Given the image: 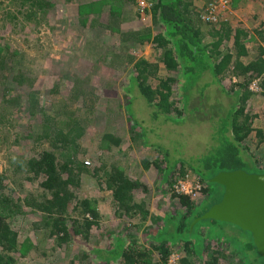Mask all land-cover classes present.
Here are the masks:
<instances>
[{
	"label": "trees",
	"instance_id": "trees-1",
	"mask_svg": "<svg viewBox=\"0 0 264 264\" xmlns=\"http://www.w3.org/2000/svg\"><path fill=\"white\" fill-rule=\"evenodd\" d=\"M110 1L108 6L101 0L81 3L77 12L82 25L96 27L100 32H117V45L103 44L95 36L85 40L74 34L59 36L63 39L60 44L66 42L69 48L64 51V47H58L55 51L66 53L68 61L61 65L63 69L59 68L54 79L40 82L44 74H36V70L41 66L33 57L28 58L29 51L36 48L31 36L22 44L26 49L21 44L20 48H14L8 41H0V158L5 159L8 167L0 168V264H46L43 260L49 259L46 251L40 254L43 259L38 258L39 262L32 258L36 247L28 231L55 242L50 250L57 256L53 264H167L173 251L179 253L178 264H229L226 259L234 261L236 256L239 264H257L253 256L242 258L237 246L226 241L224 245L220 241L212 242L210 234L214 229L205 221H219L201 219L192 227L191 224L206 212V209L196 210L205 201L207 181L221 171L244 170L247 161L256 166L260 144L264 147V127L253 128L256 117L246 109L251 98H264V81L261 92L254 93L248 88L254 77L264 75L261 46L264 26L234 27L220 14L215 20L204 21L206 0H153L144 11L135 9L133 0ZM13 2L14 13L5 14L2 20L9 18L15 26L37 28L53 7L49 0ZM103 11L107 15L105 21L104 13L100 14ZM142 12L151 20L150 25L122 30V25L141 19ZM248 41H252L250 47L245 45ZM144 44L150 45L154 60L134 55L131 47ZM75 59L89 67L87 74L68 69V62ZM103 63L116 78L126 74L120 87L126 96L122 106L128 119L125 127L137 132L143 147H152L151 134L158 139L165 135L156 133V127L147 131L143 120L134 117L130 110L134 90L144 97L153 118L161 116L163 124L170 121L172 125L187 122L194 107L207 114L219 112L222 107L212 112L205 106L206 88L213 86L223 96L216 97V101H223L220 105L225 106L226 113L220 114L215 122L210 117L204 120L209 123L213 146L202 154L189 151L186 156L183 152L180 157H171L173 151L153 145L163 154V168L159 162H153L162 169L161 182L167 180L170 184L173 174L179 178L191 177L200 182L199 193L204 196L196 202L190 195L172 194L178 207L174 212H164L161 224L154 231L144 232L141 228L151 216L153 189L147 182L133 179L130 164L124 162L129 154L121 150L125 128L117 124L119 128L108 131L121 112L118 115L115 111L118 106L96 107L103 99V90L117 91L115 77L94 80ZM161 68L165 70L163 75ZM196 83H201L200 90L192 88ZM98 89L103 90L99 93ZM176 93L180 97L175 98ZM197 120L203 123L200 118ZM91 121H100L105 130L90 137L94 132ZM94 136L97 137L95 152L86 144V138L93 141ZM253 139L257 141L254 147L245 143ZM14 145L26 152H11L9 149ZM6 150L9 152L5 153ZM112 155L114 160L109 159ZM175 165H178L176 169ZM207 170L210 172L205 177ZM8 172L20 175L22 182L31 183L35 189L14 196L8 184ZM87 181L92 187L95 183L99 196H89L92 190L86 186ZM99 198L105 202L109 199L112 215L125 217L132 225L129 223L128 228L121 230L102 227L100 211L92 206ZM103 229L106 233H102ZM195 235L203 240L199 250ZM245 247L258 255L251 234Z\"/></svg>",
	"mask_w": 264,
	"mask_h": 264
},
{
	"label": "rangeland",
	"instance_id": "rangeland-1",
	"mask_svg": "<svg viewBox=\"0 0 264 264\" xmlns=\"http://www.w3.org/2000/svg\"><path fill=\"white\" fill-rule=\"evenodd\" d=\"M13 1L15 0H0V41L1 40L8 41L9 44L13 46L14 48L19 47V45L21 44L20 47L26 49L27 46H22V44L25 43L27 39L29 40L27 36H31L32 43L35 45L36 48H33L29 51L28 58L33 57L35 59L36 64L41 66L40 70L35 69L36 74L41 73V72H43L44 74L42 75L44 77H41L40 82H44V80L49 79V78L54 79L55 77H57L56 74L59 73V68L63 69L61 65L68 61L66 57V53L63 52V54H60L59 52L55 51V49H59L58 47H61L62 49L64 47V51L66 48H69L68 47L69 44H67L66 42H64V45L60 44L63 42V39L59 36H63L66 34L67 36H69V35L74 34L75 36H78L79 38L84 39V40L87 37L95 36V39L98 38L101 40L100 41L101 43L109 45V46L117 45L118 43L119 37H118L117 32H114V31L113 32L111 31L100 32L99 31L100 29L96 27L90 28V26L87 27L81 24V21L79 20V14L77 12L78 5L81 3H86V2L91 3V1L93 0H71L69 2H66L65 0H49L50 2H52L53 7L47 11L44 18H41V16H39V18H41V20L39 19L41 25L37 28L29 27L28 25H24V26L16 25L15 26V23L9 18H7L4 21L2 20V17L5 14L12 15L14 13V10L16 8V3H14ZM241 1L243 0H236V1L231 0L230 5L229 6L227 5L224 11L219 12L220 14L219 17L230 22V24H232L234 27L239 25L241 21L238 18L241 16V14H244L243 5L245 4V2H241ZM251 1H254V0H251ZM101 2L104 4L107 3L106 6H108L110 2L112 1L101 0ZM147 2L153 3V0H147ZM127 4H129L133 12L134 9L131 7L129 1L127 2ZM250 5L251 4H247L249 9H246V10L251 16L252 13L255 14L259 10V8H257L256 6L250 7ZM137 8L138 7L136 5L135 9ZM105 13L106 11H103L102 13H100L101 15L103 14L102 15L103 21L107 19V15ZM79 21H80V24L78 23ZM150 21L151 20L149 19V17H147L146 13L142 12L141 19L131 24L122 25L123 26L122 30H127V28H130V27L132 29L134 28L139 29L140 27L150 25L151 24ZM57 22L61 23V25H58ZM78 24L81 26H78ZM79 41L81 43V40ZM58 42H59V45L57 46ZM131 49L134 55H136L137 57H144V58L151 57V59H153L152 51H151L149 44L137 45V46L135 45L134 47H131ZM69 63L70 65L68 66V69L69 70L71 69L70 71L72 72L80 71V74H87L88 69H89L87 65H84L82 62H79L77 59L68 62V64ZM99 66H100V69H99L98 75L94 76V80H96V82L99 79H103V80L109 79L110 80V77H115L111 72L108 73L105 67V63ZM164 71L165 70L161 68L160 74L161 75L165 74ZM47 74H51V77H47ZM70 75L71 74H68V76ZM125 76L126 74H122L120 78L115 77L117 91L108 90L107 92H105L103 89H98L99 93L101 90H103L102 91L103 99H101L97 103L96 107L99 109H102L103 107H106L107 105H109L111 109L113 108L115 109L118 106V109L115 111L118 112V115L121 112V115H119L117 119L116 118L114 119L113 125H111V128L108 131L111 132L115 130V128L117 127V124H120V125L123 124L125 128V132H122L123 148H121V150L126 151V152L129 151L128 156L127 157L125 156L124 162L127 163L128 161V164H130L129 172L131 170L130 173L134 176V177L132 176L133 179L138 178L142 181H145L153 189L151 192L152 199L150 200V202L152 203L151 204V207H152L151 216L145 219L144 221L145 225L141 227L144 232L145 231L150 232V231H154L155 229H157L158 226L161 224V219H162L164 212L166 211L174 212V210L178 207V206H175L174 204L175 200L172 198V194L176 193L175 184L178 183V181L180 180L191 178V177L179 178L175 174H173L170 177L172 179V182L170 184H168L167 180L161 182L162 169H158L153 162L154 161L159 162L158 164H160V167L163 168L164 164L161 158L163 154L158 153V150H156L155 147H153V145L159 146L162 149H169L173 151L171 157H180L179 154L183 152L185 154L186 152H189V151H194V153L197 152L198 155L202 154L205 151V149H208L209 147L213 146V138H212L213 135H211L212 134L211 133L209 137V132H208L209 123L204 120L210 117L209 119H213V121L215 122V120L220 114L226 113V108L224 105H220L223 102L222 100L216 101L217 100L216 97L220 99L223 96H221L220 92L218 94L213 89V86H212L211 88L210 87L206 88V92H205L206 95H204V98H205L204 103L206 102L205 106L210 108L212 112H216L217 110L220 109V107H222L219 110V112L215 114L214 113L207 114L208 112L204 113L200 108L199 110H195L196 107H194V110H191L192 113H191V116L188 118L189 120L187 122L183 124H179V125H172L170 121H167L165 124H163L162 117L158 116L157 118H153L152 111L150 110L144 97L140 93H136V91L134 90L133 91L134 95H132V102L130 105V110L132 111L134 117L136 119L141 118L143 120V128L144 129L146 128L147 131L150 128L154 129L156 127L158 130V131L155 130L156 133L157 132L159 134L163 133L165 135L164 138L158 139L153 134H151L152 136L150 135L149 137L151 138V142L153 143L152 147L150 145L143 147L142 140L137 138V135H136L137 132H132V130L129 129V127H125L127 126L126 123L128 119L126 117V114L122 106L124 103L123 100H125L126 96H124L120 88L121 86H123L125 82V78H126ZM65 80L68 81L69 79L66 77ZM203 83L204 81L202 82V84ZM200 84L201 83H196V85H194V87L192 88L197 87V90H200V87H201ZM174 97L178 98L180 96H178L176 93ZM202 106H204V104H202ZM246 109L247 111L251 112V114H254V116L256 117V118L254 117L255 120H253V126H254L253 128L264 127V98L263 97L251 98L249 102L246 104ZM197 113L201 114V116L197 115ZM199 118L202 120L203 123L197 122L198 121L197 119ZM91 126L94 132L92 135L91 134L89 135L90 137H92L93 135H96L97 133L99 134L100 132L105 130L104 129L105 127L102 125L100 121H97V122L91 121ZM210 128L212 129V132H213V128L212 127ZM86 142H87L86 143L87 146L90 147V150L94 149V152H95L97 137L94 136L93 141H90V139L86 138ZM245 143L249 144V146L251 147H254V145L257 144V141L253 139L251 141L247 140ZM127 147H129L128 150H127ZM9 150L11 152L13 150L17 154L26 152V149L25 151L24 150L22 151L21 149L19 150V147L16 145H14V147H10ZM8 152H9L8 150L5 151V153H8ZM257 155H258V157H256L257 165L253 166L250 163V161H247L245 162V165L243 166L244 171L248 173L264 172L263 143L260 144V154L258 153ZM109 159L114 160V155L109 156ZM87 160L91 161V159H87ZM145 160H148L147 162L149 164H146ZM169 160L173 161L172 158ZM5 165H6L5 159L0 158V168H2ZM177 167L178 165H175L174 169H176ZM209 172L210 170L209 171L207 170L206 175L204 176L206 177L209 174ZM8 174H9L8 184L14 190L13 191L14 196H20V195L23 196L22 192L27 191L29 189H35L34 185H32L31 183L28 182L25 184L24 182H22L20 175L18 174L11 175L10 172H8ZM20 182H22V186L19 185ZM207 182H208L207 183L208 191L206 194V198H205V201L198 206L199 208H197L196 210L198 212L199 211L202 212L204 209L208 210L212 205L219 202L222 198L223 188L217 184H214L213 182L209 180ZM86 183L89 184V185L86 184V186L88 187L90 186L91 188L90 190H92V193L89 196H93V195L99 196L97 194L98 187L96 188L95 183L93 187L90 185L88 181ZM202 198H204V196L200 195V196H197L196 199L194 200L196 202H199L200 200H202ZM108 201L109 199L107 200V202H105L103 199L99 198V200L97 201V204H92L93 207H96V209L100 211V215H101L100 223L102 227H104L105 229L107 228V229H112V230H121L124 227L128 228L132 222H130V220L126 219L125 217L120 218V217H117L116 215L113 216L109 208ZM133 222L136 223L137 221L133 220ZM205 222L206 224H208L207 226H210L211 228L214 229L212 230V233L210 234V237L212 238L211 239L212 242L220 241L224 245L225 243L223 242L226 241L230 243L232 246H237L236 248L242 253V258L250 259L251 256H253L254 258H256L257 264H261L262 262L261 258L254 251H248V249L245 247L246 241L250 239V234L248 232H246L245 230L241 231L237 226L231 225V224L228 225L227 223H224L222 221H219L217 223H211L209 221H205ZM17 226H19V224H17ZM142 230L139 231L138 233L139 235L142 234ZM206 230L209 231V229H206ZM101 231L102 233L103 232L106 233L104 229ZM106 231L108 232V230ZM99 232L100 230H98V233ZM27 233L30 236L33 242V245L36 247V249L34 250L32 249L33 250L32 258H35L39 262L38 258L43 259L42 256H40V254L46 251V254L48 255L49 259L44 258L43 260L46 262V264L55 263L57 260V256H55V254L52 251H50L53 246V243L55 242H53L52 239L43 238L44 236H41V235L36 236L34 233L29 232V231ZM163 236L165 237V235ZM169 236L172 237L170 234ZM195 240L196 241L199 240L196 246L198 247V250H199L203 243V240L201 238L199 239L197 235H195ZM147 246L148 247L150 246V242L147 244ZM172 253L178 255L179 257L178 252L173 251ZM28 259L29 258H26L25 260H28ZM226 260L229 262V264H234L235 261L237 264H239L240 262V261L238 262L237 257L234 258V261H232L230 258H227Z\"/></svg>",
	"mask_w": 264,
	"mask_h": 264
},
{
	"label": "water",
	"instance_id": "water-1",
	"mask_svg": "<svg viewBox=\"0 0 264 264\" xmlns=\"http://www.w3.org/2000/svg\"><path fill=\"white\" fill-rule=\"evenodd\" d=\"M210 181L223 186L222 198L196 218L191 227L198 220L214 219L248 231L264 264V173L221 171Z\"/></svg>",
	"mask_w": 264,
	"mask_h": 264
},
{
	"label": "built area",
	"instance_id": "built-area-1",
	"mask_svg": "<svg viewBox=\"0 0 264 264\" xmlns=\"http://www.w3.org/2000/svg\"><path fill=\"white\" fill-rule=\"evenodd\" d=\"M137 7L144 11L145 9L151 6V3L147 2V0H133ZM230 5V1L228 0H207L205 5L206 12L203 13L202 19L204 21L215 20L218 17L220 11H224V9ZM215 13V14H214ZM216 16V17H215ZM264 81V75L260 77H254L248 85L249 90L252 92H261V83ZM87 164L89 162H86ZM200 188L201 184L196 179H184L178 181L175 184V191L177 194H185L190 195L193 199H196L197 196H200ZM179 257L176 254H170L168 257L167 264H178Z\"/></svg>",
	"mask_w": 264,
	"mask_h": 264
},
{
	"label": "crops",
	"instance_id": "crops-1",
	"mask_svg": "<svg viewBox=\"0 0 264 264\" xmlns=\"http://www.w3.org/2000/svg\"><path fill=\"white\" fill-rule=\"evenodd\" d=\"M244 1H245V4H244L243 9H249L248 6H247V4H251L250 7L251 6H256L257 8H259V10L255 14L252 13L251 16L247 12V10H244L245 11L244 15H242V16H240L238 18L241 21V23L239 24V26L240 27H244V28H248L250 25L251 26H255L257 24L258 25L259 24H262V26H264V1H262V0H258V1L257 0H254V1L244 0ZM249 28H251V27H249ZM251 44H252V41H248V42L245 43L246 47H250ZM261 46H262V48H264V43H261Z\"/></svg>",
	"mask_w": 264,
	"mask_h": 264
}]
</instances>
